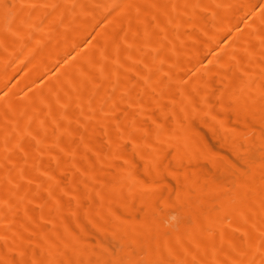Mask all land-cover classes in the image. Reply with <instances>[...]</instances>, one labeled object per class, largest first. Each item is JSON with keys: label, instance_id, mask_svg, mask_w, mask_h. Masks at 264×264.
Returning <instances> with one entry per match:
<instances>
[{"label": "bare ground", "instance_id": "bare-ground-1", "mask_svg": "<svg viewBox=\"0 0 264 264\" xmlns=\"http://www.w3.org/2000/svg\"><path fill=\"white\" fill-rule=\"evenodd\" d=\"M0 264H264V0H0Z\"/></svg>", "mask_w": 264, "mask_h": 264}, {"label": "rangeland", "instance_id": "rangeland-1", "mask_svg": "<svg viewBox=\"0 0 264 264\" xmlns=\"http://www.w3.org/2000/svg\"><path fill=\"white\" fill-rule=\"evenodd\" d=\"M211 145L213 146L214 150L221 155L224 156H230L229 152L226 151V149H224L221 144L218 141L213 140L212 138L210 139ZM237 161V160H236ZM239 162V161H238ZM205 167L208 168V166L205 164Z\"/></svg>", "mask_w": 264, "mask_h": 264}]
</instances>
